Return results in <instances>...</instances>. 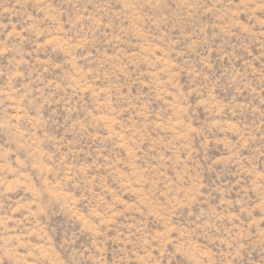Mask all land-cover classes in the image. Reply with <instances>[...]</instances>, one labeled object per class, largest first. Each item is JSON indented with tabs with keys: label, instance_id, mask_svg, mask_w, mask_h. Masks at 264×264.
Wrapping results in <instances>:
<instances>
[{
	"label": "rangeland",
	"instance_id": "374dc122",
	"mask_svg": "<svg viewBox=\"0 0 264 264\" xmlns=\"http://www.w3.org/2000/svg\"><path fill=\"white\" fill-rule=\"evenodd\" d=\"M0 264H264V0H0Z\"/></svg>",
	"mask_w": 264,
	"mask_h": 264
}]
</instances>
